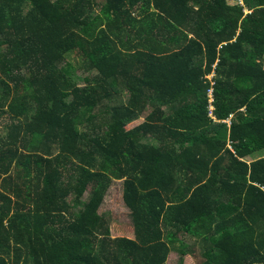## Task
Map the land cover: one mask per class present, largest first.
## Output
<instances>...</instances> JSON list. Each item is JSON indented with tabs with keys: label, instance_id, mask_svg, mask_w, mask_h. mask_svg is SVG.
<instances>
[{
	"label": "trees",
	"instance_id": "16d2710c",
	"mask_svg": "<svg viewBox=\"0 0 264 264\" xmlns=\"http://www.w3.org/2000/svg\"><path fill=\"white\" fill-rule=\"evenodd\" d=\"M1 126L0 264H264V0H0Z\"/></svg>",
	"mask_w": 264,
	"mask_h": 264
},
{
	"label": "rangeland",
	"instance_id": "374dc122",
	"mask_svg": "<svg viewBox=\"0 0 264 264\" xmlns=\"http://www.w3.org/2000/svg\"><path fill=\"white\" fill-rule=\"evenodd\" d=\"M66 61L69 62L71 65H73L76 69L77 76L80 78L79 80V86H83L84 82L83 79L87 73L83 72L82 70V62L77 53H69L66 57ZM0 132H3V127H0ZM2 135V133H0ZM264 153H257L254 156L247 158V161H252L255 159L260 158L263 156ZM88 192L85 193L83 196V201L88 199ZM123 187L122 183L120 181L114 182L111 189L109 190L107 197L104 201L103 206L100 209V213L106 216H109L111 219V235L113 238H120V237H126V238H133L134 237V230L133 225L131 221V217L129 214L128 209L125 207L123 202ZM179 235H177V238ZM183 238V237H182ZM185 239V242L187 245L190 246V252L194 254L196 257L200 255L199 249L194 248L196 241L193 239L190 240V238H183ZM197 247V246H195ZM179 258V255L177 253H172L169 257L168 264H176L177 260ZM199 258V257H198ZM186 264H201L197 258H194L193 256H186Z\"/></svg>",
	"mask_w": 264,
	"mask_h": 264
},
{
	"label": "built area",
	"instance_id": "2783aa9c",
	"mask_svg": "<svg viewBox=\"0 0 264 264\" xmlns=\"http://www.w3.org/2000/svg\"><path fill=\"white\" fill-rule=\"evenodd\" d=\"M208 80L210 81L211 85L213 86L214 85V73L208 76ZM209 98H210V104H212V102H213V91L212 90H209ZM210 110L211 111L213 110L212 105L210 106ZM225 123H228V125L231 124L229 120H226Z\"/></svg>",
	"mask_w": 264,
	"mask_h": 264
},
{
	"label": "crops",
	"instance_id": "0c3cea01",
	"mask_svg": "<svg viewBox=\"0 0 264 264\" xmlns=\"http://www.w3.org/2000/svg\"><path fill=\"white\" fill-rule=\"evenodd\" d=\"M210 85H211V83H210Z\"/></svg>",
	"mask_w": 264,
	"mask_h": 264
}]
</instances>
